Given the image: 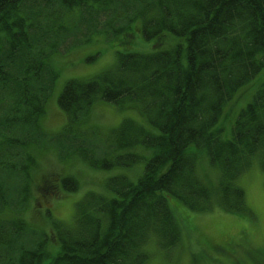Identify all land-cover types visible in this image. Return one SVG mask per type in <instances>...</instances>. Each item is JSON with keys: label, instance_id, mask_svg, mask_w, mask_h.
Returning <instances> with one entry per match:
<instances>
[{"label": "trees", "instance_id": "1", "mask_svg": "<svg viewBox=\"0 0 264 264\" xmlns=\"http://www.w3.org/2000/svg\"><path fill=\"white\" fill-rule=\"evenodd\" d=\"M129 3L134 13L124 25L108 22L115 38L122 33L115 45L125 49L140 30L154 39V50H119L116 68L69 79L58 104L70 123L81 120L98 100L130 105L159 132L126 119L102 156L85 147L89 138L67 136L69 126L61 137L66 135L73 144L70 151L94 167L136 165L143 154L119 150L140 144L152 154L137 182L125 175L108 178L113 196L88 193L78 203L74 222L56 225L60 251L55 255L47 251V236L31 246L17 244L30 230L21 215L0 219V264H147L146 244L152 236L164 246L179 239L170 197L203 211L217 194L226 209H248L246 192L236 179L255 159L264 170V82L239 112L231 138L224 139L217 124L238 89L264 68V0H0V210L8 204L3 186L16 178L21 200L29 202L36 164L30 147L48 140L40 120L58 77L47 57L74 29L67 17L84 10L93 19L100 8ZM138 18L140 24L132 26ZM166 44L170 46L161 47ZM6 96L10 102L4 105ZM191 145L203 149L219 169L218 187L198 175L200 150L190 151ZM51 180L41 185L43 190L51 191ZM62 185L74 191L79 183L67 176Z\"/></svg>", "mask_w": 264, "mask_h": 264}, {"label": "rangeland", "instance_id": "2", "mask_svg": "<svg viewBox=\"0 0 264 264\" xmlns=\"http://www.w3.org/2000/svg\"><path fill=\"white\" fill-rule=\"evenodd\" d=\"M119 1L124 3V0ZM130 5L132 3H129ZM133 13L131 6L122 5L118 9V4L107 10L100 8L93 19L84 10L74 11L66 19L67 25L74 28L70 37L57 51L47 57V61L57 71L58 77L47 100L45 114L40 120L42 130L48 134V140L30 147L36 164L30 174L29 202L21 200L18 178L9 185L3 186L5 188L2 191L8 204L0 210V219H12L21 215L30 230L33 229L29 230L28 236L20 237L18 245L26 242V246H31V241L47 236V251L51 256L57 254L60 251V243L56 236V225L72 224L78 203L88 193L113 196L106 185L108 178L125 175L137 182L147 158L152 154L151 148L140 144L119 150L143 154L145 158L136 165H120L112 168L92 166L77 152L70 151L73 144L66 141V135L71 136L72 133L80 138H89L87 140L89 143L85 147L94 149L98 156H102L114 138L118 137L116 128L126 119L134 120L146 130L156 133L159 130L138 108L130 105L120 107L98 100L81 120L70 123L66 113L58 104V97L69 79H87L116 68L119 63V50L141 53L154 50V39L145 38L140 30L136 32L133 42L125 49L115 45L117 38L122 37V33H118V37L115 38L116 31L108 25V22L113 20L117 23L115 27H119L124 25L127 17ZM81 18H86L87 21L81 22ZM89 20L92 26L89 25ZM137 21L140 24L141 18L133 21L132 26H136ZM76 24L80 28L75 29ZM172 38L174 41L179 39ZM168 45L170 46L166 44L161 47L167 48ZM263 82L264 68L247 84L240 87L225 105L217 124V127L222 129L221 134L224 139L233 136V125L239 112L251 102ZM9 102L10 97L6 96L2 104L6 105ZM3 110L4 107L0 106V112ZM65 126H69V133L61 137L63 130L67 129ZM195 149L200 150V158L197 159L198 175L209 185L218 187L219 169L211 163L203 149L197 148L196 145L189 147L190 151ZM67 176L77 179L79 186L76 190L68 191L63 187L62 178ZM49 179L53 181L52 189L45 191L41 185ZM236 183L246 192L247 210L226 209L217 194L213 196L212 207L203 211L192 210L177 198L170 197V207L180 223L179 240L172 245L164 246L160 239L152 236L146 244L149 253L147 264H264V234L261 232V226L264 225V209L261 207L264 202L262 200L264 170L257 159L247 172L236 179ZM32 231L35 235H32ZM15 247H17L16 243Z\"/></svg>", "mask_w": 264, "mask_h": 264}, {"label": "snow or ice", "instance_id": "3", "mask_svg": "<svg viewBox=\"0 0 264 264\" xmlns=\"http://www.w3.org/2000/svg\"><path fill=\"white\" fill-rule=\"evenodd\" d=\"M262 200H264V198H262ZM261 207H262V209H264V202H262ZM261 232H262V234H264V225L261 226Z\"/></svg>", "mask_w": 264, "mask_h": 264}]
</instances>
